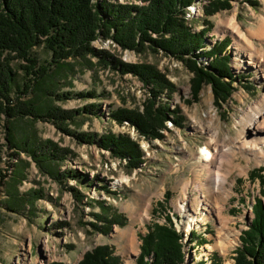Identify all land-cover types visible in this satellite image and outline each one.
Wrapping results in <instances>:
<instances>
[{"label":"rangeland","instance_id":"obj_1","mask_svg":"<svg viewBox=\"0 0 264 264\" xmlns=\"http://www.w3.org/2000/svg\"><path fill=\"white\" fill-rule=\"evenodd\" d=\"M209 1L193 0L189 6L198 4L195 14L185 20L193 27V32L204 28V20L210 22L212 27L205 34L206 49L203 48L202 52L211 51L224 39L230 40L226 54L230 57L228 63L232 77L238 82L234 84L235 91L230 99L221 107L214 106L209 85L202 86L196 102L192 100L190 81L193 75L179 60L162 52L137 54L122 51L113 42L118 47L114 48L109 39L95 45L91 43L96 52L106 51L125 64L155 66L172 85L171 91L165 89L156 97L155 108L169 107L168 119L157 137L140 133L127 121L118 123L111 118V111L116 109L143 113L144 106L151 99L150 89L133 75H120L110 67L99 65L94 57H88L87 61L68 60L69 65L61 69L54 65L49 67L45 82H40L36 88L41 86L42 91L23 96L20 91L13 90L12 99H38L36 103L42 109L59 107L76 111L96 105L100 109L94 110L96 115L75 114L72 121L61 127L72 135L87 134L97 140L106 134L125 137L137 147L140 162L137 168L130 170L128 157L116 159L96 143H78L50 121L30 117L17 121L2 118L0 171L5 178L0 186V264H78L86 252L100 246L111 247L121 264H134L140 253V237L147 234L153 223L168 225L166 217L170 218L173 228L184 233L186 264L210 262L214 254L222 264H234L235 250L240 247L239 237L254 217V198H260L258 178L251 179L249 174L262 169L260 175L264 176V158L257 160L250 152L237 149L223 152L221 149L225 147L226 134L235 140L236 123L241 115L264 96V78L260 70L246 65L247 58L243 55L235 64V34L231 33L229 22L233 19L239 24L243 35L257 34L260 20L264 19V0H232L229 10L206 18L203 9ZM218 22L222 26H218ZM252 43L258 50L260 47L264 49L259 39H253ZM32 54L39 65L50 62V53L43 47L34 48ZM259 55L263 60L264 52L260 51ZM19 65L20 62L12 63L18 71L17 84L21 87L24 74ZM48 91L55 95L95 92L96 96L93 99L72 96L68 100L56 101ZM7 138L19 147L26 140H30V146L37 147L50 141L60 149L68 150L63 160L50 163V170L60 179L42 173L26 153L10 146ZM210 141L208 152L213 157L206 166L201 161L200 149ZM70 171L79 173L81 179L77 176L61 178L60 175ZM216 175L224 184L219 186L218 193L211 195L207 180L212 182ZM192 188L199 190L193 193L190 201L186 194L192 192ZM9 192L17 197L33 192L41 196H37L33 208L26 206L18 213H11L5 208ZM200 196L204 198L201 202L197 199ZM203 201L209 203L213 212L206 215V221L194 222L201 217ZM177 207L184 209L181 212ZM95 215L107 218L115 215L124 220V225H113L107 234H101L90 226L102 225ZM190 232L197 236L192 242ZM202 239L206 244H201Z\"/></svg>","mask_w":264,"mask_h":264},{"label":"trees","instance_id":"obj_2","mask_svg":"<svg viewBox=\"0 0 264 264\" xmlns=\"http://www.w3.org/2000/svg\"><path fill=\"white\" fill-rule=\"evenodd\" d=\"M116 1V0H115ZM147 2L145 6L112 3L111 0H0V122L17 121L24 118L50 121L60 131L73 136L78 143H96L99 148L109 151L116 159L129 158L128 168H137L140 162V153L137 147L127 138L106 134L98 140L87 134L72 133L61 127L62 124L72 121L75 114L88 113L96 115L94 110L100 111L96 105H89L82 110L66 111L59 107L40 108L38 99H12L13 90L27 95L29 92L42 91L36 89L46 80L48 68L57 69L67 66L68 60L87 61L88 57L96 58L99 65L110 67L120 75L135 76L144 86L150 89L151 99L144 106L143 113L126 109L111 111V118L118 123L127 121L134 125L140 133L157 137L158 131L164 127L168 119L169 107L164 105L155 108L156 97L163 90L171 91L172 85L159 73L157 68L147 64H125L106 51L96 52L91 43L97 38L112 40L124 51H133L137 54H163L181 61L192 73L190 89L192 100L196 102L203 85H209L214 106L221 107L235 91L229 67V55L226 48L230 43L224 39L216 43L211 51L197 53L203 49L205 34L212 27L208 20H204V28L193 32L184 18L185 8L193 0H139ZM232 0H210L204 5L203 14L206 18L218 12L229 10ZM250 3L255 6V2ZM36 47H43L50 53V62L39 65L32 51ZM201 59H209L205 65ZM20 62L19 70L23 72L24 82L20 87L17 84L18 71L12 67L13 62ZM69 65V64H68ZM56 101L68 100L72 96L77 98H95V92L62 93L55 95L48 91ZM178 124V122H176ZM10 132V130H8ZM7 143L16 150L26 153L31 161L42 173L59 180V175L52 169L50 163L63 160L68 153L50 141L40 147L30 146L29 141H23L19 147L14 141L7 138ZM262 169L252 171L249 176L257 177L261 190L260 198H254L252 208L253 219L248 229L239 237L240 247L235 250L234 264H264V176ZM20 176L23 177L22 174ZM61 178H80L76 172L60 175ZM4 175L0 171V186H3ZM81 179V178H80ZM107 193H110L103 187ZM75 192L74 189H71ZM5 203L8 212L18 213L26 206L33 208L35 200L40 194L28 193L17 197L9 192ZM38 196V197H37ZM25 197V198H24ZM102 225L90 224L101 234H107L111 226L124 225V220L117 216L111 218L95 215ZM168 225L153 223L143 237H140V253L134 264H186L185 245L182 234L173 228L169 217L165 218ZM194 233L190 234V242L196 240ZM201 244H206L202 239ZM197 244V241L195 242ZM211 261H199L195 264H222L221 259L211 255ZM63 264V263H50ZM78 264H121L119 258L113 255L109 246L96 247L86 252Z\"/></svg>","mask_w":264,"mask_h":264},{"label":"bare ground","instance_id":"obj_3","mask_svg":"<svg viewBox=\"0 0 264 264\" xmlns=\"http://www.w3.org/2000/svg\"><path fill=\"white\" fill-rule=\"evenodd\" d=\"M261 23L258 25V31L249 33L248 35H243L241 33L240 27L234 22L233 19L229 22V27L231 33L235 34V56L236 59L235 64H238L240 61L241 55L247 58V66H252L256 70H260L262 77L264 78V59L262 60L261 55H259L260 51L264 52V49L260 47V50L254 46L252 43L253 39H259L264 45V19L260 20ZM259 22V21H258ZM218 26H222L221 22L217 23ZM229 31V32H230ZM264 57V56H262ZM238 127L237 135L235 136V140L231 138L229 134H226L224 137L225 147L221 149V151H232L237 149L238 151H242L245 153H252L255 155L257 160H261L264 158V96L261 100L250 106L246 112H244L241 117L238 119L236 123ZM215 135V134H214ZM211 147V141L206 143L204 148H201L200 157H202L201 161L204 162L206 166H209L212 155L208 152V148ZM214 151H217L214 148ZM208 179V178H207ZM212 184V185H211ZM224 181L216 175V177L212 180H207V185H210L209 191L210 194L218 193L219 186H222ZM228 190V189H227ZM230 190V189H229ZM230 194V193H229ZM231 195V194H230ZM228 194H226L225 199ZM204 197V196H203ZM185 200V199H184ZM216 201V200H215ZM203 208L200 209L202 214L199 220H194V222L206 221V215H209L213 212L211 208H209V203L207 201H203ZM181 212L184 208L177 207ZM214 209V208H213ZM216 209V207H215ZM218 213V212H217ZM219 215V214H218ZM193 221V220H191ZM198 222V223H199ZM193 223V222H192ZM221 233L219 231L218 238L220 239ZM225 238V237H224ZM133 242V240H131ZM136 253V252H135Z\"/></svg>","mask_w":264,"mask_h":264},{"label":"built area","instance_id":"obj_4","mask_svg":"<svg viewBox=\"0 0 264 264\" xmlns=\"http://www.w3.org/2000/svg\"><path fill=\"white\" fill-rule=\"evenodd\" d=\"M99 1H102V0H99ZM111 1H112V3H115V2L118 3V2H119V0H116V1H115V0H111ZM122 2L125 3V4H129V5H131V4H133V5L139 4V6H141V5H143V4H145V5L147 4V2L143 3V2H141V1H139V0H138V1H135V0H123ZM192 2H193V1H192ZM192 2H191V3H192ZM123 3H120V2H119V4H123ZM191 5H192V4H191ZM191 5H190V6H189V5L186 6V8H185V15H184V18H188L190 14H192V15L195 14V12H194V11L196 10L195 7H196L198 4H196V5H192V6H191ZM205 5H206V4H205ZM186 21H187V20H186ZM104 40H105V39H102L101 37H99V38H97V39H96L94 42H92V43H93V45H95V44H97V43H99V42H100V43H101V42H104ZM205 41H206V40H205ZM110 42H112V46H113L114 48H115V47L118 48V47L113 43L112 40H110ZM203 48L206 49V44H205V42H204V47H203ZM202 51H203V49H200L199 51H197V53H200V52H202ZM126 52H127V51H126ZM208 61H209V59H207L206 61H204V59H201V62H203L205 65L208 63ZM231 73H232V71H231ZM233 76H234V75H233ZM198 190H199L198 188H192V189H191L192 192H190L189 194H188V193L186 194V196H187V197H186L187 200L192 201L191 198H192L193 193H194V192H198ZM203 195H204V193H201V196H203ZM201 196H200V198H197V199H199L200 202H201L202 199H204V198H202ZM183 200H184V199H182V201H183ZM183 202H184V201H183ZM183 206H185V205L183 204ZM188 208L191 209V211H194L192 206L188 205ZM195 217H197V216L195 215V216H194V219H195ZM174 229H175V231H176L177 233L182 234V237H183V238H182V242H183V241H184V233H183L181 230H179V228H174ZM185 237H187V235H186ZM185 257H186V256H185Z\"/></svg>","mask_w":264,"mask_h":264}]
</instances>
